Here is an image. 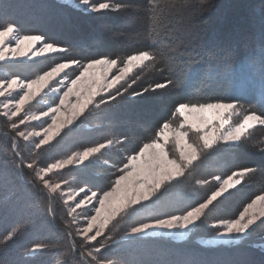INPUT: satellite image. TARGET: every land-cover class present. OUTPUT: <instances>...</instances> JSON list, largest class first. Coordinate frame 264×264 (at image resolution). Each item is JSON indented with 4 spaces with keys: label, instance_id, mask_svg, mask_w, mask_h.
Masks as SVG:
<instances>
[{
    "label": "trees",
    "instance_id": "1",
    "mask_svg": "<svg viewBox=\"0 0 264 264\" xmlns=\"http://www.w3.org/2000/svg\"><path fill=\"white\" fill-rule=\"evenodd\" d=\"M66 1L0 0V19L17 24L25 33L43 35L47 42L70 50L27 62L0 65L2 78L18 75L27 79L61 59L83 61L102 55L123 57L152 47L142 10L129 15L115 11L93 13ZM99 2L127 3L143 8L147 0H92V3ZM168 28L162 37L164 43L160 45L156 67L139 72V79L123 95L98 109L91 108L38 156L34 157L31 145L19 140V151L25 163L35 159L37 167H46L75 151L126 137L123 143H114L84 164L69 166L46 177L62 182L65 189L86 186L102 192L110 188L119 174L117 168L125 163V156L152 139L178 103L235 98L246 107L257 110L261 107L255 90L233 96L232 79L218 75L217 69L231 66L239 77L242 66L247 73L251 71L247 65L258 61L264 47V0H207L204 4L189 0L181 13L170 17ZM185 49L194 50L199 60L195 65L197 72L190 80L186 66L178 62ZM161 67L164 71L157 70ZM255 71H259L258 64ZM166 79H174L176 83L157 92L133 95ZM10 136L8 123L0 115V239L14 227L21 226L13 240L0 243V264H74L65 235V222L70 219L66 208L57 194L49 196L42 190L40 182L34 181L33 171L20 165V158L14 159ZM192 139L195 140L194 135ZM260 147H264V129L258 128L253 131L251 140L239 149L220 143L202 152L184 177L162 188L157 193L158 198L146 202V209L113 222L109 231L114 241L132 226L183 214L203 202L218 187L212 179L214 176L226 178L232 171L246 166L264 169V153L259 151ZM197 180L209 183L199 185ZM63 181L68 183L63 184ZM259 194H264V172L247 178L215 201L186 239L147 236L116 243L109 241L111 246L102 255L114 264H264V223L259 221L246 237L234 244L205 246L199 243V239L215 237L220 230L213 226L215 223L238 218L243 208ZM72 230L75 236L73 225ZM104 239L98 238L97 243ZM75 243L76 259H79L83 241L76 237ZM36 244H54L55 247L29 254V246Z\"/></svg>",
    "mask_w": 264,
    "mask_h": 264
},
{
    "label": "snow or ice",
    "instance_id": "2",
    "mask_svg": "<svg viewBox=\"0 0 264 264\" xmlns=\"http://www.w3.org/2000/svg\"><path fill=\"white\" fill-rule=\"evenodd\" d=\"M79 2L85 6L86 11L93 13L115 11L129 15L142 10L147 21V34L152 37V47L123 57L102 55L83 61L76 58L61 59L31 79H22L18 75L0 78V97L4 98L0 102V115L9 121L11 154L14 159L20 158V165L33 171L34 181H39L42 190L49 196L59 191L66 197L63 202L68 205L67 215L70 219L65 222V235L70 242L68 252L73 256L74 264H114V261L105 259L102 255L104 250L111 246L109 241L115 243L109 231L114 221L133 215L142 208L146 209V202L157 197V193L165 186H171L184 177L201 158L202 152L211 150L220 143L239 149L242 144L251 140L254 130L264 129V47L258 61L247 65L251 71L245 73V66H242L239 77L231 66L223 70L217 69L218 75L232 79L233 96L243 95L249 90L257 91L261 101L258 110L246 107L235 98L180 102L174 107L171 117L155 131L152 139L125 156V163L117 168L119 174L108 190L98 192L86 186L65 189L62 182H54L46 177L69 166L84 164L103 149L113 147L114 143H123L127 138L107 140L75 151L46 167H37L35 159L25 163L19 151L18 141H31L34 157L38 156L65 128H70L91 108L98 109L102 104L110 103L123 95L139 79V72L156 67L160 59L159 48L164 43L162 37L169 31L170 17L181 13L189 0H147L143 8L127 3H92V0ZM206 2L207 0H199L200 4ZM69 51L66 47L47 42L43 35L25 33L17 24L0 19V65ZM180 57L178 62L186 66V75L190 80L197 72L195 65L199 60L195 58V51L188 49L181 52ZM257 64L258 73L255 71ZM157 70L164 71L162 67ZM174 83V79H166L164 82L149 85L142 91L134 92L133 95L157 92ZM49 93H55L58 102L48 104L46 110L31 111L29 106L32 102L37 101L38 97L43 99ZM98 97L100 99H97ZM42 118H47L44 120L46 126L27 127ZM22 125L25 128H22ZM193 135L195 140L192 139ZM169 145L172 146L171 149ZM259 151L264 153V147H260ZM258 172H264V169L259 166H246L232 171L226 178L214 176L212 179L217 182L218 187L203 202L183 214L132 226L125 231L122 239L143 238L157 231H179L183 236L201 221L215 201ZM67 183L63 181V184ZM196 183L204 185L209 181L197 180ZM78 196L81 198L77 200ZM69 201L74 203L70 204ZM89 207L94 214L84 215L86 226L75 228L74 236L72 225L79 224L80 216L77 209ZM258 221L264 223V194L252 199L239 213L238 218L221 220L218 225L213 226L220 229L217 232L218 237L224 238L227 243H235L246 237ZM20 227H14L0 239V243L7 244L13 240ZM76 237L83 241L78 253L79 259H76ZM99 237H104V241L97 243ZM85 245L92 247L85 248ZM50 247L55 245L36 244L29 246L27 252L36 254Z\"/></svg>",
    "mask_w": 264,
    "mask_h": 264
},
{
    "label": "rangeland",
    "instance_id": "3",
    "mask_svg": "<svg viewBox=\"0 0 264 264\" xmlns=\"http://www.w3.org/2000/svg\"><path fill=\"white\" fill-rule=\"evenodd\" d=\"M67 3L69 4H72L74 5L75 7L77 8H84L85 9V6L84 5H81L80 2L78 3H73L72 0H67L66 1ZM90 12V11H88ZM37 47H39V45H37ZM48 56V55H47ZM45 57V56H44ZM39 58H42V57H35L33 60H36V59H39ZM19 61H31V60H28L27 58L25 59H22V60H19ZM48 69V68H47ZM46 69V70H47ZM42 73V72H41ZM35 75H32V76H29V78L27 79H31V78H34ZM0 78L1 77V73H0ZM6 78V77H5ZM55 83V82H54ZM43 95V94H42ZM4 98L0 97V102L3 101ZM39 101V102H37ZM37 101H33L32 104L29 106V108L31 109V111H34V112H39V111H43V110H46L47 109V106L48 104H52V103H57L58 100L56 99V94L55 93H49L48 96L46 97H43V99H41L40 97L37 98ZM3 118H5V120L7 121V123L9 124V121L7 120L6 117L2 116ZM47 118H42L41 121H33L30 125H27L28 128H31V127H36V128H39L41 125L43 126H46V124H44V120H46ZM22 128H25V126H21ZM67 129V128H65ZM27 144H29V146L31 145V141H25ZM32 147V145H31ZM73 166V165H72ZM60 198H61V202L63 203V205L65 206L66 208V212L68 210V205H66L63 201L64 199H66L65 196H62L60 194V192L58 191L56 193ZM81 196H83V193H81ZM81 196H78L76 199H80ZM70 204L74 203V201H69ZM77 213L80 214L79 216V224L77 225H73L74 226V230L75 228L77 227H80V226H86V220L84 219V215L85 214H94V213H91L90 211V207L89 208H83V209H77ZM218 223H215V225H218ZM194 228V227H193ZM192 228V229H193ZM192 229L190 231H187L183 236L180 235L179 231H176L175 233H166V232H163V231H157L155 234H149L148 236H162V237H171L175 240H184L186 239L189 234L191 233ZM124 237V235L122 236ZM120 237L119 239L115 240V243L117 241H121V240H125V239H129V238H123ZM147 237V236H146ZM100 238V237H99ZM243 239V238H242ZM199 243L201 245H205V246H217V245H220V244H234V243H227L224 238H221V237H218V235H216L215 237H212V238H207V239H199ZM236 243V242H235ZM263 246H264V243H263Z\"/></svg>",
    "mask_w": 264,
    "mask_h": 264
}]
</instances>
